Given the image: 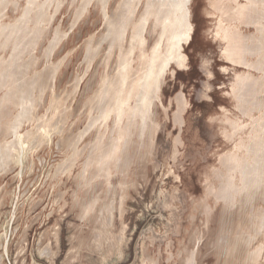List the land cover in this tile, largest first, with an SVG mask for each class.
Here are the masks:
<instances>
[{
  "label": "rangeland",
  "instance_id": "1",
  "mask_svg": "<svg viewBox=\"0 0 264 264\" xmlns=\"http://www.w3.org/2000/svg\"><path fill=\"white\" fill-rule=\"evenodd\" d=\"M29 1L10 2L0 29L22 18ZM58 1L64 3L58 6ZM58 1L45 8L40 22L30 23L44 30L25 31L0 51L7 60L15 55L22 79L29 72V93L35 73L40 83H50L40 117L56 116L48 111L53 93L70 106L62 135L39 146L30 143L19 163L10 159V166L0 167V264H264V107L254 105L253 98L245 104L235 98L237 78L255 71L232 64L220 39L231 24L247 35L256 27L229 23L222 5L236 7L234 2L221 0L217 7V0H192L194 31L184 45V67L173 63L158 77L151 142L148 134L142 138L138 117L131 122L121 117L119 126L110 117L109 127L93 130L80 142L79 151L85 150L75 154L74 169L57 173L73 155L65 145L68 138L77 139L87 125V99L103 75L113 74L117 55L107 66L104 48L88 67L90 46L106 30L102 4L92 2L83 11L85 0ZM121 1H111V14ZM147 36L152 49L159 37L153 25ZM243 58L247 65L255 61ZM54 66V79H49ZM77 78H83L78 90ZM17 108L8 110L7 120ZM37 126L35 118L20 134ZM105 128L115 131L110 139ZM0 135V147L14 139L3 131ZM103 135L91 158L90 145ZM70 163L65 160L64 167ZM46 247L50 255L40 252Z\"/></svg>",
  "mask_w": 264,
  "mask_h": 264
},
{
  "label": "flooded vegetation",
  "instance_id": "2",
  "mask_svg": "<svg viewBox=\"0 0 264 264\" xmlns=\"http://www.w3.org/2000/svg\"><path fill=\"white\" fill-rule=\"evenodd\" d=\"M13 1L14 0H0L1 17L5 15L3 9ZM52 1L54 0H45L42 3L41 0H30L29 6L25 10L22 18L13 24L4 22L0 29V51L7 49L14 41L18 42L19 38L25 36L23 33L25 31L36 34L37 31L44 30L39 24L32 28L30 23L34 22L37 24L41 21L42 16L46 17L45 8L49 7ZM95 1H100L102 4L106 30L97 41L96 46L94 44L90 46L88 67L93 64L97 56L106 48L104 61L107 66L117 54L115 56V69L113 74L106 73L102 76L99 88L87 99L86 108L90 104V107H88L87 125L79 132L77 139H72L71 150L73 155L65 159L66 161L68 159L71 160V163L66 168V166L64 167V160L62 162L63 164L61 163L57 167V173H66L74 169L72 165L76 163L77 159L75 154L78 153L79 156L82 154V151H79L80 142L93 130L106 127L107 125L109 127L110 117L116 118L114 126H119L124 116L128 117V122L138 117L140 123H142V125L140 124L138 126V129L141 130L140 132H142L145 127L152 124L151 110L153 109V100L156 96V86L160 78L156 79V76L153 75L154 66L152 68L151 58L156 51V45H154L152 49L149 48L147 34L151 25H153L154 32L161 34L162 28L156 27L157 18L161 19L164 17L165 19L175 18L183 20L186 18L185 14L189 12L188 16L192 26L190 40L192 39L194 31L190 8L192 0H122L112 14L109 12V6L112 0H85L83 11H87L88 6ZM229 1L234 2L236 7L226 6L225 4L222 5L221 0H217V7L222 5L225 8L227 12L225 15L229 23L236 21L240 26L254 25L256 27V33H248V35L243 34L235 25L231 24L224 31V39L218 36L222 41L226 42L223 53L228 56L232 64H242L249 70L255 71L260 75L257 77L254 74L255 72H251V76L248 77L240 75L236 81L238 88L234 89L233 93L235 98L240 100L241 104L247 103L248 98L252 102L253 98L255 100L254 105L264 107V99H260L264 97V95H262L264 94V0H244V2L240 1L241 3H238L239 0ZM63 3L64 1H58L57 5L61 6ZM190 40L182 44V50L178 59L171 62L165 68L172 66L173 63L180 69L184 67L183 63L186 60L184 45L189 43ZM140 48H142L143 51H140ZM97 51L98 53L95 55ZM127 53H129L132 58L130 65L126 57ZM163 53L165 54V51L162 52V54ZM124 54L127 60L126 64H124L126 60H124L123 63L121 62ZM137 54L142 55V57L138 58ZM243 55L253 57L255 61L247 65L245 64L247 61L243 58ZM14 58V54L11 55L10 60L0 56V95L5 91L4 95L0 97V132L3 131L6 136H14L12 142L0 147V167L10 166V159H14L19 163L21 154L23 155L24 149L28 150L30 143L39 146L45 141H51L53 136L58 135L60 130L64 131L66 127L65 116L67 110H70V106L65 103L67 98L57 97L56 94L53 93L48 111L56 113V116L53 119L51 117L47 118L46 115L40 117L37 112L40 106H42L41 102H44L46 88L51 85L47 80H43V82L40 83L41 75L35 73L31 80L33 89L29 93L28 88H26V82H28L27 75H29V72L26 70L22 79L21 71L13 64ZM55 66L53 71L54 74H51L49 79H54L57 69ZM129 69L130 73L135 75L136 86L133 91L128 90L127 92V85L130 79ZM82 79L77 78L75 85L76 90L81 86ZM22 80H24V83ZM38 82L42 87L37 94L36 91L34 92V88L36 90ZM108 87L109 90L106 92ZM106 94L113 101L111 108L106 111L103 119L100 118L99 122L89 127L90 123L93 122L91 121V116L100 114V110L96 107L99 98ZM126 94L130 95L128 101L125 99ZM123 100H126V103L120 104ZM12 107L15 109L18 107L17 109H20V111L12 121H9L7 120L8 114L10 113L8 110L11 111ZM108 107H110V105ZM6 109L7 112H5ZM35 118L38 121L36 130L21 135L20 130L23 125L33 121ZM5 120H7L6 123H4ZM5 124H7L6 129L4 128ZM127 125H129V123ZM260 125L264 127V123ZM104 130H106L108 134L110 133L109 139L115 133L114 129L105 128ZM103 137L104 135L100 138L99 143L96 142L90 145L91 151L94 147L98 148L100 146ZM90 160V157L89 159L86 158V162ZM62 167L63 170L61 169ZM2 260L3 255L0 257V262Z\"/></svg>",
  "mask_w": 264,
  "mask_h": 264
},
{
  "label": "bare ground",
  "instance_id": "3",
  "mask_svg": "<svg viewBox=\"0 0 264 264\" xmlns=\"http://www.w3.org/2000/svg\"><path fill=\"white\" fill-rule=\"evenodd\" d=\"M188 15H189V12H187L185 14L186 18H184L183 20L182 19H175V18H173V19H167L166 18L165 19L164 17L161 18V19L157 18L158 20L156 21V27H158V28L161 27L162 28V31H161V34H159L158 42L156 43V51L153 53V60H152V68L154 66V73H153V75L156 76V79H158V77L160 76V73H161L162 69L163 68L165 69L166 66H168L171 62L174 61L173 60V57H176V60L178 59V56H179V54H180V52L182 50V44L190 40L192 26L190 24V20H189V16ZM94 43L95 42H93L92 44H94ZM162 49H164V51H165V54L163 53V56H161L162 55V52H164V51H162ZM140 51H143V49L140 48ZM97 53H98V51L95 53V55ZM159 53L161 54L159 56L161 58H160V60L158 62H156L155 61V57H157L159 55ZM137 56L138 57H142V55H139V54H137ZM126 57H127V60H128L129 65H130V61L132 59L131 58V55L129 53H127L126 54ZM126 57H125V54L122 56V59H123V60L121 59V62L122 63H123L124 60H126ZM127 60L124 62V64L127 63ZM129 74H130V76H129L130 79H129V82H128V85H127V87H128L127 92H128V90H132L133 91V89L136 86V81H135L136 78H135V75H132L130 73V69H129ZM108 90H109V87L106 89V92ZM129 96L130 95L126 94V98L125 99L127 101H128V97ZM126 100L121 101L120 104H125L126 103ZM112 102L113 101L107 96V94L106 95H103L101 98H99V101L97 102V106L96 107H98V109L100 110V114L92 115L91 116V119H92L91 121H93V122L90 123V126L89 127H92L95 123L99 122L100 121V118H102V119L104 118V115H105L106 111L111 108ZM109 105H110V107H108ZM69 114H70V110L68 109L67 110V114L65 116L66 125L68 123ZM102 124H103V122H102ZM65 129H66V127H65ZM154 130L155 129L152 127V125H150L148 127H145L142 130V134H141L142 138L145 139L146 136H147V134H148L149 135V138H150V142H151V137H152V134L154 133ZM64 132H65V130L64 131L60 130L58 132V134L60 133V135H62ZM262 141L263 140L261 138V140L257 144H255L256 146L253 147V150L254 149H258L260 147V144H262ZM72 142H73L72 141V137H69L68 140H67V144H65L66 146H68V149L69 148L71 149V143ZM176 142H178V139H177ZM64 143H66V141H64ZM150 144H152V143H150ZM58 146L60 148H63V141H62V139H61V141L58 142ZM95 149L96 148L94 147L92 149V151H91L90 157H92V158H94L93 152L95 151ZM84 150H85V147L83 148L82 152ZM130 163H131V161L126 162L124 164V167L123 168L124 169L127 168V166H129ZM72 167H73V165H72ZM61 169H63V167ZM85 170H86V168H84V171ZM59 198H61V197H59ZM112 210H113V205H111L110 208H109L111 217H113V211ZM263 221H264V219H263ZM110 222H111V220H110ZM40 252L43 253V255L45 253L47 255H50L49 254L50 253V249L48 247L41 249ZM189 262L190 263H193V257H191V259L189 260Z\"/></svg>",
  "mask_w": 264,
  "mask_h": 264
}]
</instances>
